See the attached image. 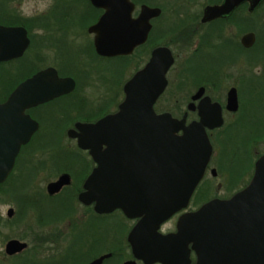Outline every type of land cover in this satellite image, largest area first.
<instances>
[{
    "label": "flooded vegetation",
    "instance_id": "obj_1",
    "mask_svg": "<svg viewBox=\"0 0 264 264\" xmlns=\"http://www.w3.org/2000/svg\"><path fill=\"white\" fill-rule=\"evenodd\" d=\"M128 2L131 6L129 16H116V41L121 37L129 39L149 25L145 40L129 53L102 55L94 46V33L89 27L104 14L107 0H0V103L6 101L20 83L42 71L50 77V70H54L58 77L74 80L71 91L25 109L37 128L29 141L21 145L11 171L0 183V264L61 262V259H54L59 254L57 240H73L78 232L80 238L72 241L74 244L79 240L78 252L67 249L66 254L68 257L82 254L80 264L105 253L110 256L102 264H117L115 255L124 252L128 254L125 260L146 264L134 258L128 240L132 234L135 241L145 243L151 233L152 224L143 221L148 215L146 192H142L143 211L140 212V201L135 200L132 216L119 207L107 212L99 209L102 193L97 190H102V176L93 177L98 161L89 149L77 145V138L68 135V130L75 128L77 122L95 123L115 113L124 97L125 82L119 101L120 79L130 74L127 81L142 70L157 48H166L172 63L165 73L167 84L156 99L154 110L170 112L176 118L185 116V123L189 124L199 119V102L207 96L210 103L220 106L223 123L207 129L212 153L187 206L172 213L156 231L163 235L176 233L182 214L195 211L210 200L200 205L193 203L206 174L216 178L218 170L234 168L236 163L232 160L246 159L245 146L226 145L224 148L228 152L223 148L216 155L215 141L221 138L215 137L213 132L226 126L228 117V125H243L242 112L251 103V98L247 101L243 98L244 92L250 97L258 92L264 95V0ZM111 3L118 10L120 1L111 0ZM144 9L148 10L143 13ZM120 21L127 26L122 34ZM171 86L172 107L157 111V100ZM232 88L237 98L235 110L227 107ZM199 91L200 95L194 98ZM249 123L264 124L257 118ZM262 154L264 151L253 161L252 175L255 161ZM63 175L67 176L65 183L50 192L49 184ZM242 188L218 198L229 199ZM13 190L18 191L14 195L17 201L12 200ZM135 195L141 193L135 192ZM3 204L7 206L5 214L1 208ZM104 219L110 226V235L105 239L102 235ZM59 222H65L64 232L57 229ZM11 240L25 245L7 250ZM188 248L189 264H195L196 252L191 242ZM231 249L229 243L228 254Z\"/></svg>",
    "mask_w": 264,
    "mask_h": 264
},
{
    "label": "water",
    "instance_id": "obj_2",
    "mask_svg": "<svg viewBox=\"0 0 264 264\" xmlns=\"http://www.w3.org/2000/svg\"><path fill=\"white\" fill-rule=\"evenodd\" d=\"M119 1L117 10L107 0L104 14L89 27L94 33V46L102 55L129 53L145 40L149 28L147 25L129 39L121 37L117 42L116 16H129L131 9L128 0ZM119 23L122 34L127 26ZM171 63L166 48L155 49L150 62L123 85L124 97L115 113L95 123L77 122L75 128L68 130V135L77 138V145L89 149L98 161L93 177L102 176V190H97L102 193L99 209L107 212L119 207L132 216L135 200L140 201V212L143 211L142 192H146L148 215L143 221L152 224L151 233L145 243L135 241L132 234L128 236L134 258L146 264H189V242L196 252L195 264H264V154L255 161L249 183L229 199L215 197L197 210L182 214L174 234L156 231L172 213L187 206L212 153L207 129L223 123L220 106L210 103L207 96L199 102V119L189 124L185 123V116L176 118L170 112L154 110V103L167 84L165 73ZM50 72V77L42 71L24 80L0 103V183L11 171L21 145L37 128L25 109L74 88L72 78H60L54 70ZM199 95L200 91L194 98ZM227 107L237 108L234 88L229 91ZM66 177L50 183L49 191L58 190ZM135 192L141 195L136 196ZM228 242L232 247L230 254ZM24 245L11 240L6 249ZM109 256L110 253L102 254L86 264H102ZM122 264L137 263L125 260Z\"/></svg>",
    "mask_w": 264,
    "mask_h": 264
},
{
    "label": "rangeland",
    "instance_id": "obj_3",
    "mask_svg": "<svg viewBox=\"0 0 264 264\" xmlns=\"http://www.w3.org/2000/svg\"><path fill=\"white\" fill-rule=\"evenodd\" d=\"M120 71V70H119ZM120 75V74H119ZM130 74H125L124 78L120 79V87H119V101L123 97L122 93V84L126 82V79L129 77ZM121 76V75H120ZM125 84V83H124ZM243 98L247 101L249 98H251V103L247 104V110H244L242 112V117L245 119L243 122V125H228L229 124V117L226 121L228 123L226 126H223L220 130H215L213 132L215 137H220L221 140L218 141L217 139L215 141L216 145V152L217 155L221 149L227 146H245L246 148V159H239L236 158L232 160V162L236 163L233 164L232 170H218L216 178H212L209 173L206 174L202 184L203 189L200 192V189L197 190L199 193L198 195L194 197V205L198 204L200 205L202 202L211 199L212 197H227L231 193H233L235 190H238L242 188L244 185H246L251 177H252V170H253V161L257 157V155L264 151V124L262 126H256V125H250V121H252L254 118L259 119L262 123L264 122V95H262L260 92L252 94L250 97L247 92H244ZM173 87H168L165 92L159 97V99L156 102V110L157 111H163V110H169L170 107L173 105ZM172 112L175 113V110H172ZM224 137V138H223ZM227 140V143H225L223 140ZM233 147V146H232ZM225 153L226 148H224ZM221 152L222 156L224 152ZM241 162V164H240ZM242 169V171H241ZM15 193L17 194L18 191L13 190V201H17L18 199L15 198ZM6 205H1L2 210H4L5 214V208ZM22 218V217H20ZM60 219V218H57ZM62 221V219L60 220ZM104 228L103 233L104 239L105 236L108 237L110 235V226L108 225L109 222H107L105 219L103 221ZM58 230L61 232H64L65 230V222H59L56 225ZM75 239L80 238V233L78 232L76 234ZM73 239V240H75ZM57 240V236H55V241ZM72 238L68 240L59 239L57 240V246L56 251H59V254H56L54 256L55 260L61 259V262H57L56 264H80L82 261L79 259V256L82 254L77 253L73 256L68 257L67 256V249L72 252H78V246L80 245L79 240L77 243L72 244ZM71 243V244H70ZM70 246L68 247V245ZM55 253V250H54ZM52 257V253L50 250V258ZM128 257L127 253H121L118 255V261L117 264H122L123 260H125Z\"/></svg>",
    "mask_w": 264,
    "mask_h": 264
},
{
    "label": "trees",
    "instance_id": "obj_4",
    "mask_svg": "<svg viewBox=\"0 0 264 264\" xmlns=\"http://www.w3.org/2000/svg\"><path fill=\"white\" fill-rule=\"evenodd\" d=\"M201 183H202V182H201ZM201 183H200V185H199V187H198V190L200 189V192H201V190L203 189ZM114 260H116V263H117V261H118V256H117V255H115Z\"/></svg>",
    "mask_w": 264,
    "mask_h": 264
},
{
    "label": "bare ground",
    "instance_id": "obj_5",
    "mask_svg": "<svg viewBox=\"0 0 264 264\" xmlns=\"http://www.w3.org/2000/svg\"><path fill=\"white\" fill-rule=\"evenodd\" d=\"M117 255H119V254H117ZM121 255H122V253H121Z\"/></svg>",
    "mask_w": 264,
    "mask_h": 264
}]
</instances>
